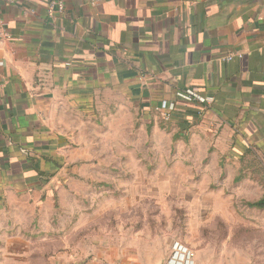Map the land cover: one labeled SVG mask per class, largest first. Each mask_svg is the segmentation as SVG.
<instances>
[{"label":"crops","instance_id":"1","mask_svg":"<svg viewBox=\"0 0 264 264\" xmlns=\"http://www.w3.org/2000/svg\"><path fill=\"white\" fill-rule=\"evenodd\" d=\"M52 1L59 0H2L11 38L0 33V264H176L184 238L153 237L148 220L123 223L141 201L79 211L76 178L84 173L75 164L94 158L84 130L102 141L95 127L119 112L112 99H123L142 128L168 134L162 121L179 146L205 148L195 159H211L212 193L228 191L238 176H248L240 188H258L249 173L264 167V0H63L64 12L50 16ZM231 54L240 57L227 62ZM185 89L215 102L181 99L164 120L162 102ZM132 175L127 187L137 194L174 184L170 174ZM217 203L211 224L224 232L192 250L194 264L238 255L247 258L239 264H264L263 238L235 232L232 203L223 216ZM252 242L261 249L255 256Z\"/></svg>","mask_w":264,"mask_h":264},{"label":"rangeland","instance_id":"2","mask_svg":"<svg viewBox=\"0 0 264 264\" xmlns=\"http://www.w3.org/2000/svg\"><path fill=\"white\" fill-rule=\"evenodd\" d=\"M103 99L104 104H108L106 97ZM108 99L110 101L111 98ZM112 100V104H119L121 107L119 112L102 116L108 124L100 128L95 127L98 134L104 135L102 141L96 140L92 128L84 130L85 139L90 143L88 152L93 154L94 158L89 162L75 164V168L84 173V176L76 178V194L83 205L81 208L88 206L89 212H100L108 208L106 206L103 209L106 203L111 206L113 202L135 200L130 202L129 206H132L133 203L141 201L138 210L133 209L130 215L125 214L122 217L124 224L138 219L148 220L153 227V237L162 235L163 238H168L179 235L184 238L188 249L198 251L211 245L212 233L224 232L223 225L211 224L214 217L211 204L215 205L219 201L217 205L220 206L216 211L219 216H223L224 212H228L227 206L231 202V217L238 223L241 222L234 231L246 233L248 238L259 234L263 239L258 241V245L262 244L264 250V209L249 207L251 203L264 197V167L253 166L250 170L252 175L249 173L251 180L259 184L258 188H240L241 181L248 176L241 178L238 176L235 185L228 191L212 193L211 159L206 158L203 161L195 159V156L205 148L198 152L189 144L179 146L177 144L179 138L174 134L170 136L169 130L164 126L165 122L162 121L160 126L169 135L142 128L140 115L122 108L129 106L126 100L119 99V102H116L115 98ZM201 169H209L207 171L209 176L199 175ZM143 170L149 172L153 181H157L160 174H170L174 184L170 185L166 192L151 189L137 194L134 188L130 189L127 186L137 180L136 175L135 179H132L134 171ZM178 172L192 173L188 174V177H177ZM183 181H187V187L182 186ZM96 189L102 192H97ZM133 196L137 199L132 198ZM81 208L79 211L85 210ZM103 217L101 224L104 227L106 223L111 224V213ZM254 243L249 244L253 256L261 250L257 248V242L256 245ZM225 259L229 264H239L247 258L238 255L232 259L230 257Z\"/></svg>","mask_w":264,"mask_h":264},{"label":"built area","instance_id":"3","mask_svg":"<svg viewBox=\"0 0 264 264\" xmlns=\"http://www.w3.org/2000/svg\"><path fill=\"white\" fill-rule=\"evenodd\" d=\"M1 6H2V0H0V33L2 36H4L7 39H10L11 36L7 32V24L1 17ZM65 10V2L63 0L59 1H52L49 5V15L53 16L55 14V11L62 14ZM240 57L239 55H228L225 60L227 62H232L235 58ZM177 97L184 99L188 102H197L199 104H206L211 105L215 102V98L211 96H206L202 92L195 90V89H185L177 93ZM159 110L162 112V117L164 120L169 121L174 112L176 111V103L175 102H168L164 101L162 102L161 107ZM178 251H181L176 254V257L174 258V262L176 264H194L195 259V252L188 249L182 244L178 245Z\"/></svg>","mask_w":264,"mask_h":264},{"label":"trees","instance_id":"4","mask_svg":"<svg viewBox=\"0 0 264 264\" xmlns=\"http://www.w3.org/2000/svg\"><path fill=\"white\" fill-rule=\"evenodd\" d=\"M181 100V98L176 96V101L175 103H178V101ZM177 105V104H176ZM41 178H43L44 180L48 181L50 176H47L44 173L40 174ZM263 183V182H262ZM249 207L251 208H257V209H264V197L262 199H260L259 201L255 202V203H251L249 205Z\"/></svg>","mask_w":264,"mask_h":264}]
</instances>
